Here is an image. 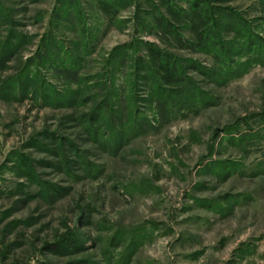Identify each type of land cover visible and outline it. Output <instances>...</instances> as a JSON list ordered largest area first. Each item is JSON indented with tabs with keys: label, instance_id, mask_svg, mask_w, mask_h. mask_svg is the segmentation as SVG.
Listing matches in <instances>:
<instances>
[{
	"label": "rangeland",
	"instance_id": "obj_1",
	"mask_svg": "<svg viewBox=\"0 0 264 264\" xmlns=\"http://www.w3.org/2000/svg\"><path fill=\"white\" fill-rule=\"evenodd\" d=\"M0 264H264V0H0Z\"/></svg>",
	"mask_w": 264,
	"mask_h": 264
},
{
	"label": "trees",
	"instance_id": "obj_2",
	"mask_svg": "<svg viewBox=\"0 0 264 264\" xmlns=\"http://www.w3.org/2000/svg\"><path fill=\"white\" fill-rule=\"evenodd\" d=\"M211 19H212L211 25L213 26V28L218 29L219 28V19L217 17H216V19L211 17ZM236 30H238L240 33H242L240 31V28H236ZM207 39H208V42H206V43L209 44L210 47L213 45V47H218L219 51H221V52L228 51L227 45H225L223 43L220 44V42H217L218 38H216L215 35L211 36V40H209V38H207Z\"/></svg>",
	"mask_w": 264,
	"mask_h": 264
}]
</instances>
